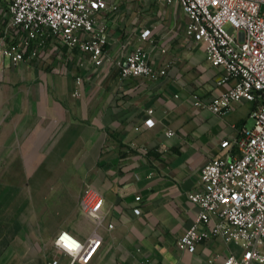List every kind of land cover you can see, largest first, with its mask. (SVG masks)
<instances>
[{"label":"crops","instance_id":"1","mask_svg":"<svg viewBox=\"0 0 264 264\" xmlns=\"http://www.w3.org/2000/svg\"><path fill=\"white\" fill-rule=\"evenodd\" d=\"M101 15V64L55 39L16 64L0 55V264H219L240 256L242 247L221 236L193 252L177 240L198 213L188 193L201 187L203 165L241 155L233 140L249 127L255 102L212 109L226 85L217 84L203 45L186 36L179 4L111 0ZM2 17L0 6V26ZM137 45L166 73L121 77L119 62ZM88 185L104 196L98 227L81 206ZM94 229L101 242L87 263L55 244L61 230L85 240Z\"/></svg>","mask_w":264,"mask_h":264},{"label":"built area","instance_id":"2","mask_svg":"<svg viewBox=\"0 0 264 264\" xmlns=\"http://www.w3.org/2000/svg\"><path fill=\"white\" fill-rule=\"evenodd\" d=\"M110 1L0 0V55L16 64L28 52L30 57L36 56L40 45L55 39L70 48L79 46L93 62L101 64L108 41L106 19L101 13L110 7ZM163 1L181 6L188 16L186 36L203 45L206 60L218 68L217 84L226 85L212 99V109L226 112L236 101L255 102L253 124L244 127L233 140L241 155L214 156L203 165L201 187L188 193L199 210L178 238L177 246L193 252L198 242L221 236L240 245L243 251L240 256L228 254L219 264H264V0ZM150 30L144 29L141 36L147 37ZM119 63L121 77L159 78L166 73L165 68L157 69L150 63L140 45L127 53L125 63ZM77 79L80 81V77ZM145 124L151 126L154 118L149 116ZM173 133L172 129L166 131L168 135ZM228 142L226 139L222 145ZM103 202L104 196L97 188H84L81 206L97 227L105 218ZM134 211L139 213L141 207ZM54 241L74 259L87 263L101 238L96 229L85 240L61 230Z\"/></svg>","mask_w":264,"mask_h":264},{"label":"rangeland","instance_id":"3","mask_svg":"<svg viewBox=\"0 0 264 264\" xmlns=\"http://www.w3.org/2000/svg\"><path fill=\"white\" fill-rule=\"evenodd\" d=\"M246 123H247V125L251 126L253 124V117L252 116H249L247 118V122Z\"/></svg>","mask_w":264,"mask_h":264}]
</instances>
